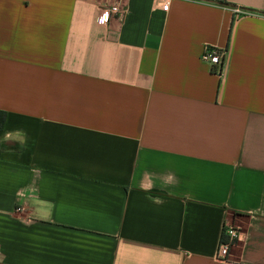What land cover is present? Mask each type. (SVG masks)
Returning a JSON list of instances; mask_svg holds the SVG:
<instances>
[{"label":"crops","instance_id":"1","mask_svg":"<svg viewBox=\"0 0 264 264\" xmlns=\"http://www.w3.org/2000/svg\"><path fill=\"white\" fill-rule=\"evenodd\" d=\"M164 2L0 0V264H264V0Z\"/></svg>","mask_w":264,"mask_h":264},{"label":"built area","instance_id":"2","mask_svg":"<svg viewBox=\"0 0 264 264\" xmlns=\"http://www.w3.org/2000/svg\"><path fill=\"white\" fill-rule=\"evenodd\" d=\"M168 5V0H165L163 4V9H166ZM118 12V7L113 5L109 8H101L97 17V22L100 24L107 23L109 16L111 14H116ZM202 58L206 61L211 70L220 75L223 71V66L225 63V50L222 48L214 46H206L202 54ZM16 210H21L18 207ZM223 234L225 236L224 240H220L216 252V259L225 264H234L229 260V250L233 247L239 239L238 229L231 224L229 221H226L223 226Z\"/></svg>","mask_w":264,"mask_h":264},{"label":"trees","instance_id":"3","mask_svg":"<svg viewBox=\"0 0 264 264\" xmlns=\"http://www.w3.org/2000/svg\"><path fill=\"white\" fill-rule=\"evenodd\" d=\"M4 112L0 111V130L2 129L3 123H4ZM4 145V144H3ZM225 236L223 234V230H222V236H221V240H224Z\"/></svg>","mask_w":264,"mask_h":264}]
</instances>
